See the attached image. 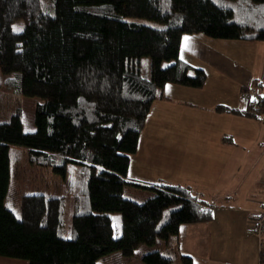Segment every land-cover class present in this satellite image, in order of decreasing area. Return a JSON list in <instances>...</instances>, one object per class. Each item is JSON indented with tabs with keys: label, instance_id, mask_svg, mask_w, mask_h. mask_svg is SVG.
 <instances>
[{
	"label": "trees",
	"instance_id": "16d2710c",
	"mask_svg": "<svg viewBox=\"0 0 264 264\" xmlns=\"http://www.w3.org/2000/svg\"><path fill=\"white\" fill-rule=\"evenodd\" d=\"M216 1L0 0V72L19 96L41 100L34 131H23L19 111L0 123V257L97 264L113 252L131 257L157 239L169 244L182 226L213 220V207L189 187H143L128 182L127 173L153 102L166 99L164 87L205 84L204 70L179 57L183 36L264 43V0ZM15 21L24 24L19 32L11 29ZM142 57L151 59L149 78L141 74ZM163 62L171 64L163 68ZM213 110L253 120L264 116L252 105ZM24 153L32 167L50 170L75 192L70 215L62 195H24L18 215L4 205L10 167ZM130 186L154 196L143 203L127 199L123 193ZM112 213L121 215L117 237ZM142 261L175 259L149 251ZM180 262L192 264V258L181 255Z\"/></svg>",
	"mask_w": 264,
	"mask_h": 264
},
{
	"label": "crops",
	"instance_id": "0c3cea01",
	"mask_svg": "<svg viewBox=\"0 0 264 264\" xmlns=\"http://www.w3.org/2000/svg\"><path fill=\"white\" fill-rule=\"evenodd\" d=\"M179 57L191 66L201 68L204 72L206 71V82L210 80V71L208 69H212L215 74L214 78H216L215 83H208L212 90L205 93L204 89H201L195 94L190 88H176L167 85L163 90L166 99L155 101L148 115L168 124L171 117L170 109L172 107L183 109V126L187 129H193L185 133L188 137H195L202 125L204 127H212L210 134L213 138L216 137L214 150L217 152H215L216 154L213 153L215 156L211 157V162L217 158V169L206 168L203 164L201 165L200 155H191L186 159L187 170L181 176L178 175L186 167H183L181 171L176 167L171 168L165 174L156 172L154 177L151 175L145 181L132 179L127 174V181L143 187H151L160 182H165L173 183V185H183L191 190L192 188L195 189L196 197L198 198V195H201L204 198L199 196V199L213 207L214 218L209 223L186 225L180 228L177 237L180 251L179 258L181 255L190 256L192 264H232L229 262L233 261L229 259L231 257L229 256V250L232 249L231 247H235V251H237V246L229 243L227 234L230 230L232 219H235L234 213L243 214L244 219L241 221L245 224L247 231L254 230L252 217L264 196L257 198L252 193L246 198L243 205H237V207H230V204L225 206L216 204L215 201L221 199L220 188L222 186H237V184H234L232 177L228 183L225 182L226 179L222 182L224 177L223 174L221 175L222 171L230 170L232 166V160L222 154L231 148H237V140L252 137L251 135L256 136L257 144L264 145V139H262L264 137V127L262 123H259V128L253 125V122L258 123V119L253 121V119L229 113L220 114L214 112L213 109L215 106L223 105L231 109L245 110L246 106L239 100L238 94L242 87L254 84L255 81L258 84L264 83V43L213 40L201 35H185L181 40ZM176 95L180 97L177 99ZM186 117H194L198 122H188L185 120ZM262 122H264V119ZM217 125L221 127H215ZM214 131H217L215 136H213ZM143 139L147 138H143L142 134H140L138 148L136 153L130 158L128 172L131 166L135 169L137 165L141 168L147 162L151 164L150 153L142 152ZM174 151H176L175 148L171 147L166 152L171 164L175 161ZM145 155L149 156L145 157ZM206 177H210L212 181L209 183L205 182ZM215 188H217L218 195L214 191ZM225 191L226 189L224 188V196L227 195ZM233 231H235V227H233ZM184 233L190 234L191 239L189 241L184 240ZM258 251L260 252L258 261L253 264H260V254H264V250L259 248ZM171 252L173 253V251ZM235 263L244 264L243 261ZM0 264L27 263L0 257Z\"/></svg>",
	"mask_w": 264,
	"mask_h": 264
},
{
	"label": "rangeland",
	"instance_id": "374dc122",
	"mask_svg": "<svg viewBox=\"0 0 264 264\" xmlns=\"http://www.w3.org/2000/svg\"><path fill=\"white\" fill-rule=\"evenodd\" d=\"M219 4L226 6L228 2L222 1L219 2ZM145 23H148L152 26H158V24L155 23ZM23 26L24 24L22 21H15L12 23L11 29L14 31L15 28L20 29L19 31H21ZM170 64L171 63L163 62L161 66L165 68ZM151 66L152 62L149 57L140 58L139 68L142 76L149 78ZM208 70L210 71V80L207 82L205 81V85L201 88L204 89L203 91L205 93H208L209 90H212L208 83L216 82V78H214L215 74L213 73L212 69ZM189 74L192 75V71L189 72ZM5 80L6 77L0 72V123L8 122L10 117L19 111L21 115L23 131H34L35 105L41 100L39 98L19 96L10 87H8L7 84H5ZM170 87L181 88V86L179 87L176 85H170ZM201 89L192 90L196 94ZM242 89L243 88L240 89L239 94ZM178 97L180 96L176 95L177 99ZM170 110L171 117L168 124H166L164 121H158L152 116L147 115L144 124L145 126L143 127L144 129H142L143 131H141L142 133L140 134H142L143 138L146 137L148 139L142 140V152L150 153L151 164L147 162L145 165H142L141 168L137 165L135 169H133L131 166L129 172L127 173L130 178L145 181L148 180L147 177L151 175L154 177L156 172L165 174L166 171H169L171 168L175 167L181 171L183 167L187 166L186 159L191 155H200L201 165L203 164L206 168L217 169V158L211 162V157L215 156V152H217L214 150L216 137L213 138L210 134L212 127H204L202 125L200 131L195 135V137H188L185 135V133L192 131L193 129H187L183 126V109L172 107ZM263 119L264 116L258 119V123L253 122V125H256L259 128V123H262V126L264 127V122H262ZM185 120L188 122H198L194 117H186ZM215 127L220 128L221 126L217 125ZM215 134H217V131L213 132V136H215ZM251 136L252 137H246L241 140H237V148H231L222 154L223 156L232 160L231 169H227L221 173V175H224L222 182H224L226 179L225 182L228 183L232 177L234 184H237V186H222L220 188L222 196L219 201H215L216 204H222L223 206L230 204V207H237V205H243L246 198H248L252 193L257 198L264 196V145L257 144L256 136ZM262 139H264V137ZM171 147L175 148L176 150L173 152L175 154V161L173 164L170 163L169 157L166 153ZM26 156L27 154L24 153L22 157L19 158V162L12 164L10 167L9 189L6 198L4 199V205L11 209L16 215H18L20 198H22L24 195H62L67 200L66 209L68 215H70L72 213L71 204L73 202L75 192L67 188L64 182L58 176H54L50 170L32 167L27 162ZM147 156L149 155H145V157ZM186 170L187 167L178 176L183 175ZM210 181H212V179L210 177H206L205 182L209 183ZM224 188L226 189V196L223 195ZM189 190L193 196H196L197 193L195 189L192 188L191 190L189 188ZM214 191L217 194V188H215ZM123 196L137 203H143L147 199L153 197L154 193L149 190H141L139 188L130 186L124 189ZM199 196L204 198L201 195H198V198H200ZM110 216L112 219V229L114 236L117 237L121 232V215L119 213H112ZM234 217L235 219H232L227 238L229 243L235 244L237 246V251H235V247H231L232 249L229 250V256L231 257L229 259H232L234 262H229L236 264L235 262L237 261H243L244 264H253L254 262L258 261L260 253L258 251L260 246L257 238L253 230L247 231L245 228V224L241 221L244 219L243 214L234 213ZM233 227H235V231H233ZM189 233L183 234L184 240L186 239V241H189L191 239ZM178 246L179 242L178 238L176 237H172V239L169 241V244H166L165 240L157 239L153 246H138L131 257H124L121 252H113L100 258L97 261V264H144L142 257L149 251H159L164 255L171 254L175 259L174 264H181ZM262 250H264V248ZM171 251H173V253H171Z\"/></svg>",
	"mask_w": 264,
	"mask_h": 264
},
{
	"label": "built area",
	"instance_id": "2783aa9c",
	"mask_svg": "<svg viewBox=\"0 0 264 264\" xmlns=\"http://www.w3.org/2000/svg\"><path fill=\"white\" fill-rule=\"evenodd\" d=\"M239 100L245 105H252L255 109L264 108V84H251L242 87ZM254 234L259 243V248H264V200L254 212ZM261 249V250H262Z\"/></svg>",
	"mask_w": 264,
	"mask_h": 264
},
{
	"label": "snow or ice",
	"instance_id": "6c2138e0",
	"mask_svg": "<svg viewBox=\"0 0 264 264\" xmlns=\"http://www.w3.org/2000/svg\"><path fill=\"white\" fill-rule=\"evenodd\" d=\"M19 30H20V29H15V28H14V31H19Z\"/></svg>",
	"mask_w": 264,
	"mask_h": 264
}]
</instances>
